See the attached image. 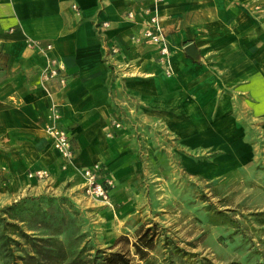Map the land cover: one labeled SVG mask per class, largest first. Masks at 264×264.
Masks as SVG:
<instances>
[{"label":"crops","instance_id":"1","mask_svg":"<svg viewBox=\"0 0 264 264\" xmlns=\"http://www.w3.org/2000/svg\"><path fill=\"white\" fill-rule=\"evenodd\" d=\"M147 5L148 0H0V168L9 172L13 187L32 190L27 171L43 170L51 186L42 189L62 181L82 189V171L99 164L101 180L115 183L113 201L118 183L130 178L135 155L128 150L127 129L105 136L112 113H136L181 137L188 150L211 149L217 160L249 165L250 150L257 147L245 134L264 142V18L253 14L255 6L264 10V0H164L159 13L170 76L155 47L130 40L142 26L124 15ZM27 39L52 44L51 55L64 66L65 89L54 86L47 94L39 81L46 57L28 48ZM190 43L199 51L197 61L184 51ZM111 48L117 53L108 55ZM51 103L59 105L75 151L65 171L43 130ZM185 164L197 166L191 158Z\"/></svg>","mask_w":264,"mask_h":264},{"label":"rangeland","instance_id":"2","mask_svg":"<svg viewBox=\"0 0 264 264\" xmlns=\"http://www.w3.org/2000/svg\"><path fill=\"white\" fill-rule=\"evenodd\" d=\"M253 14L264 18L260 5L253 8ZM135 114L112 113L105 133L113 137L115 131L127 129L128 150L135 155L130 161V178L118 183L113 201L91 198L83 190L84 182L82 189L73 187V181L42 189V185H51L49 174L34 176L39 170L27 171L33 188L22 193L11 185L9 172L0 168V210L27 196L67 197L77 210L74 230L80 244L106 253H123L131 259L130 264H147L134 247L147 228L155 230V238L146 259L152 257L157 264H168L171 259L174 264L262 261L264 142L245 134L257 148L255 153L250 150L249 165L237 167L233 158L226 157L223 162L214 158L215 150H188L184 140L161 123L142 121ZM187 158L197 166H186ZM71 162L64 160L60 170L65 171ZM174 248L181 251L183 259L168 254Z\"/></svg>","mask_w":264,"mask_h":264},{"label":"trees","instance_id":"3","mask_svg":"<svg viewBox=\"0 0 264 264\" xmlns=\"http://www.w3.org/2000/svg\"><path fill=\"white\" fill-rule=\"evenodd\" d=\"M76 212V207L69 198L47 194L23 197L2 208V264H130L131 259L123 253H106L94 246L87 247L85 243L81 245L79 235L74 230ZM154 232L155 230L147 228L134 243L135 254L147 264H157L152 257L146 259L147 251L154 249ZM168 254L172 258L183 259L177 248L170 249ZM198 262L215 264L205 260ZM168 264H174V261L168 260ZM222 264L243 263L232 261ZM252 264H264V259Z\"/></svg>","mask_w":264,"mask_h":264},{"label":"built area","instance_id":"4","mask_svg":"<svg viewBox=\"0 0 264 264\" xmlns=\"http://www.w3.org/2000/svg\"><path fill=\"white\" fill-rule=\"evenodd\" d=\"M136 1V0H127ZM149 5L142 8L139 12L129 10L124 15V20L137 24L140 23L142 28L139 32H133L130 40L137 46L150 45L157 49L158 61L163 67L165 74L168 76L172 73L170 49L167 37L160 22L159 5L164 0H148ZM76 9V6H73ZM138 18L140 21H138ZM101 27L106 28L108 23L103 21ZM26 46L31 49H36L46 57L45 63L39 73V81L48 95L53 94L51 88L56 86L59 90H63L67 86L65 70L62 62L55 56L51 55L52 44L42 43L39 40L27 39ZM117 53L116 48H111L110 53ZM107 56V53H106ZM43 130L49 138L53 149L67 162H71L74 158V152L71 146V140L66 129L61 125V113L59 105L51 103L47 108L46 122ZM101 167L99 164H94L82 171L84 179V192L93 199L109 203L111 201V189L113 181L111 179L101 180ZM32 176V174H31ZM34 176L45 178L48 176L46 171H37Z\"/></svg>","mask_w":264,"mask_h":264},{"label":"water","instance_id":"5","mask_svg":"<svg viewBox=\"0 0 264 264\" xmlns=\"http://www.w3.org/2000/svg\"><path fill=\"white\" fill-rule=\"evenodd\" d=\"M184 51L187 56L192 58L194 61H197L199 51L194 43H190L184 47Z\"/></svg>","mask_w":264,"mask_h":264}]
</instances>
